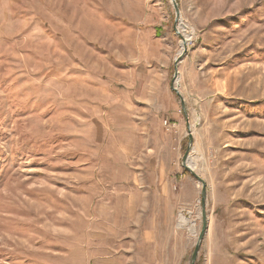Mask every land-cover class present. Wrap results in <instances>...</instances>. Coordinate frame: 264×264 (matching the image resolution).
Returning <instances> with one entry per match:
<instances>
[{
	"label": "rangeland",
	"instance_id": "1",
	"mask_svg": "<svg viewBox=\"0 0 264 264\" xmlns=\"http://www.w3.org/2000/svg\"><path fill=\"white\" fill-rule=\"evenodd\" d=\"M177 3L207 182L195 264H264V0ZM175 18L171 0H0V264H190L202 185Z\"/></svg>",
	"mask_w": 264,
	"mask_h": 264
},
{
	"label": "water",
	"instance_id": "2",
	"mask_svg": "<svg viewBox=\"0 0 264 264\" xmlns=\"http://www.w3.org/2000/svg\"><path fill=\"white\" fill-rule=\"evenodd\" d=\"M172 5L174 6L175 12H176V18H175V25L174 29L177 35L181 37L182 41V51H180L179 55L176 57L175 62H174V75L171 83V89L174 91L179 99H180V104H181V109L184 113L185 116V121L187 125V130L189 133L188 136V147L187 150L182 158V165L183 167L191 173L198 182L201 183L202 185V199H201V213H202V228L199 233L197 242L195 244L194 251L192 253L191 261L190 264H195L201 245L203 243V240L205 239V236L207 235L208 229H209V215L207 212V182L206 180L201 177L195 169L189 165V158H190V152L193 149L194 145V134L192 130V124L189 118V113L188 109L186 106V101L184 96L181 94V91L179 90V79H180V71H179V64L182 62L183 58L187 55L188 53V42L186 41L185 37H183L179 31V23L182 20V15L181 11L179 9L177 0H171Z\"/></svg>",
	"mask_w": 264,
	"mask_h": 264
},
{
	"label": "crops",
	"instance_id": "3",
	"mask_svg": "<svg viewBox=\"0 0 264 264\" xmlns=\"http://www.w3.org/2000/svg\"><path fill=\"white\" fill-rule=\"evenodd\" d=\"M167 113L166 114H164V115H168V116H172L171 115V113H173L174 115L173 116H175V118H178V112H176V110L174 109V107H172V106H170L168 109H167V111H166ZM173 131H175L174 133H175V135H174V137H175V141L177 142V143H175L176 144V147L178 146V144H182V141L184 140V138L185 137H183V135H182V129H181V126H180V123H179V125L176 123V128L173 130ZM188 131V130H187ZM179 178H182L183 177V175L182 174H179V176H178ZM156 178H161L162 179V182H164V188L166 187V188H168V184H170V182H172L171 180H174V179H176V178H174V177H166L165 178V175H159V177H156ZM169 178V179H168ZM169 190V189H168ZM167 191V190H166ZM157 194H156V197L157 198H159V197H163V200L165 201V197H164V195H166V193H167V195L169 196V191L168 192H165L164 190L162 191V196L160 195L161 194V192H156ZM147 193H145V198H147V195H146ZM128 198V197H127ZM129 198H131L130 196H129ZM128 201V204L130 205V200L129 199H127ZM162 202L163 201H161L160 199H158V207H156V208H158V211L160 212V211H164V209L166 208V207H164V206H167V213H168V216H167V221L169 220H171L172 219V213H173V211H172V208L173 207H171V205L169 206V204H170V200H169V202H167L166 203V205H161L162 204ZM161 203V204H160ZM164 204H165V202H164ZM122 209V208H121ZM157 210V209H156ZM124 212H128V210H125L124 209ZM162 213V212H161ZM165 220V219H164Z\"/></svg>",
	"mask_w": 264,
	"mask_h": 264
},
{
	"label": "bare ground",
	"instance_id": "4",
	"mask_svg": "<svg viewBox=\"0 0 264 264\" xmlns=\"http://www.w3.org/2000/svg\"><path fill=\"white\" fill-rule=\"evenodd\" d=\"M179 31H180L182 36L184 34L186 41L189 43V41L191 40L194 32H193V30L189 31V25L185 23L184 18L180 21ZM189 165H191L192 167H195V164L193 163L191 157L189 159ZM184 224H188V218L182 214L180 216V226H184Z\"/></svg>",
	"mask_w": 264,
	"mask_h": 264
},
{
	"label": "built area",
	"instance_id": "5",
	"mask_svg": "<svg viewBox=\"0 0 264 264\" xmlns=\"http://www.w3.org/2000/svg\"><path fill=\"white\" fill-rule=\"evenodd\" d=\"M164 124L167 126V129H171L175 124L171 125V122H168V120L164 121Z\"/></svg>",
	"mask_w": 264,
	"mask_h": 264
}]
</instances>
